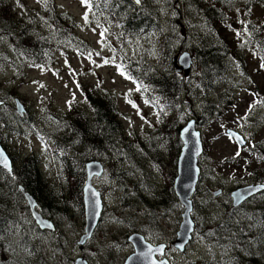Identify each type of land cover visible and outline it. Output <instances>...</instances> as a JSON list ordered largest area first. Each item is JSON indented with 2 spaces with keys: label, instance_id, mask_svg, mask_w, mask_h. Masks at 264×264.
Wrapping results in <instances>:
<instances>
[{
  "label": "rangeland",
  "instance_id": "1",
  "mask_svg": "<svg viewBox=\"0 0 264 264\" xmlns=\"http://www.w3.org/2000/svg\"><path fill=\"white\" fill-rule=\"evenodd\" d=\"M26 2L29 10L35 8H37L36 12L41 10L34 1L26 0ZM15 5L22 8L23 2L18 1ZM56 6L74 16L76 20L74 22H79L81 25L78 37L99 53L90 56L76 54L72 49L63 47L64 43L55 38L64 50L54 57L55 63L51 67L55 71L33 65H22L24 70L0 65V98L4 102L3 111L12 119L11 124H2V127L6 128L0 130V135L4 145L15 158L16 166L20 164L21 158L35 153L43 160L44 175L50 181L55 178L59 166L50 157L46 158V143L51 142L56 136L59 115L67 110L69 101L73 100L74 96H78L83 103L79 84L81 83L87 91L102 87L103 95L117 96L119 110L125 116L122 121L124 128L122 145L129 147V151L134 148L136 153L135 156L129 155L128 152L113 156L110 161L103 164L105 169L103 176L93 182L103 193L105 204V211L93 240L81 250L77 242L84 232L83 217L76 219L72 225L66 218L56 219V215L53 220L58 227L56 236L49 232L40 234L36 232V237L33 235L31 237L38 246L39 254H43V261L46 264H73L79 258L86 259L89 264H125L127 258L134 253L129 243L134 233L142 234L153 244L162 240H166L165 242L176 240L180 210L175 195L174 201L170 203L171 206L151 208L153 204L157 205L161 202L159 195L166 194L170 189L167 188L173 172L174 141H170V150L165 146L164 141L157 139L155 127L159 124V117L164 114L159 115L156 109L144 105L133 106L132 101H136L140 95L134 84L101 61L105 58L103 50L109 52L103 47L100 39V30L104 27L101 23L105 18L102 17L97 21L95 14L89 15L86 16L87 20H92L94 23H87L83 9L76 0H56ZM240 10L238 5H234L228 12V16L232 17L229 24H233L235 28L238 27L237 15ZM252 12L254 17L264 22V6L255 5L252 7ZM29 14L35 13L25 11V15ZM34 19L38 29L45 30L46 33L53 31V25L49 24L46 14H35ZM111 30L112 28L109 27L110 34L113 35ZM159 47L158 41L145 40L129 43L126 51L129 56L143 55L147 61L164 67L162 62L167 60V57L161 53L156 54L155 49ZM9 48V43L4 42L0 53ZM237 54L241 57L232 59V62L239 73L237 77L239 89L233 86L229 91H225L226 95L221 90L210 89L212 93L209 98L213 95L214 99L209 101V105L205 108L203 104L206 102H202L203 96L199 95L200 87L192 86L189 78L179 98V104L166 109L167 112H174L175 116L169 119L177 120L182 128L193 119L196 121L195 115L200 119L197 121L199 123L203 119L206 120L199 126L206 147V153L200 159L203 176L199 192L193 199L196 206L195 216L201 226L211 229L209 236L217 226L215 223L220 222L223 217L225 198L207 195L206 187L216 188L220 183L231 185L233 179L237 177L253 180L260 174L264 175V70L257 55H254L255 52L246 45H243ZM145 59L143 58L142 61ZM14 88L17 89L16 94L20 97L16 95L14 97L11 92ZM17 99L23 101L27 110L26 117L21 118L17 115ZM35 127L42 130L41 134L35 132ZM229 129L236 130L246 139L248 138L245 147L247 150L241 149L228 138ZM137 140H141L142 145L137 144ZM160 156L163 157L162 163L165 169L163 166L161 169L155 160ZM118 166H123L122 169L131 172L130 176L126 173L122 179L120 178L121 185L120 181L112 182L110 177L113 169ZM114 171L118 173L119 169ZM142 200L147 201L148 205ZM23 206L24 208L20 209L15 207L13 216L18 219L20 214V217L27 219L29 224L33 225L29 205L25 202ZM13 233L15 236L11 239L5 238L6 245L1 247L3 250L0 249V261L8 260L9 258L6 257L8 255L16 256L19 249L21 251V247L17 249L21 242L20 233L18 230ZM30 234H32L31 230ZM200 235L201 233L197 234L187 254L170 255L171 264L197 262L198 258L193 247L202 248L207 244V240H201ZM208 240L211 238L209 237ZM23 255L21 259L29 258L32 259L30 264L37 263L35 261L37 256L31 255L27 249L23 251Z\"/></svg>",
  "mask_w": 264,
  "mask_h": 264
},
{
  "label": "trees",
  "instance_id": "2",
  "mask_svg": "<svg viewBox=\"0 0 264 264\" xmlns=\"http://www.w3.org/2000/svg\"><path fill=\"white\" fill-rule=\"evenodd\" d=\"M36 2L45 7L53 31L46 33L45 30L38 29L37 23L31 19V16L26 18L19 15L13 8L15 6L5 7L0 11V43L3 45V42H7L10 48L0 53V65L21 70L24 63L45 66L54 62L52 55L57 49L55 38L65 35L64 38H70L73 44L79 40L75 39L76 36L73 34L75 28L73 18L66 13H60L54 0H36ZM234 3L235 0H183L179 5L170 6L168 14L171 15L168 18L161 17L158 13L153 14L152 8L158 7L152 4H145L142 8L134 6L138 9L137 14L133 12L131 1L124 5L121 0H88L87 4L82 5L89 10V13L95 14V17L104 14L108 22L112 21L111 31L119 27L117 32L119 39L148 37L163 29L164 35L168 38L180 36L181 33L177 34L179 30L185 32L175 42L165 39V44L169 45L172 51L169 58L162 62L164 67L156 65L154 70L150 64L141 61L133 63L131 58L121 57L118 60L119 72L135 82L146 102L156 107L162 106L165 114L167 108L178 105V100L187 84L185 80H189V78L184 80L183 76L178 75L173 65L174 53H177L182 46L192 51L197 61L195 73L198 72L197 75L190 77L192 79L190 82H200L206 90L226 91L228 80H232L230 60L236 58L230 47L234 41H241L255 52L254 55H257L260 65L264 64V22L252 15V7L264 6V0L239 1L241 10L237 15V28L229 24L232 17L228 16ZM156 6L159 4L157 3ZM183 36L186 39H182ZM71 47L77 49L75 45ZM261 68L264 70V67ZM16 90L14 88L11 91L14 97L19 96ZM96 94L97 89L88 90L86 94L90 101L88 108L79 112L77 109H71L67 115L60 118L56 136L47 144L51 160L59 166L55 178L48 181L42 174L40 159L36 155H28L23 161L21 160L14 168L15 176L0 169V249L6 245L5 238L11 239L15 236L13 232L17 230L21 241L17 247V249L21 247V251L19 249L16 256H6L9 259L0 261V264H24L25 261L26 264H30L32 259H21L26 249L31 255L37 256L36 264H46L43 261V254H39L38 246L31 237V235L36 237V232L40 234L42 231L34 224H29L27 219L20 217V214L18 219L12 215L15 207L24 208L25 201L24 194L20 191L21 187L36 199L41 214L51 218L56 215V219L66 218L72 225L76 219L79 220L84 216L83 190L87 179L86 165L94 161L106 163L113 156H117L118 146L123 143L124 135L122 115L114 97ZM169 118L171 117L166 115V119L155 129L157 139L164 141L168 149L171 150L170 141H174L173 172L167 188L170 189L166 194L159 195L161 202L157 205L153 204L151 208L169 206L174 201L173 182L176 177L178 157L176 155L182 148L179 139L182 128L177 120ZM11 122L12 119L1 107L0 130L6 128L2 127L3 123L11 124ZM0 141L3 143L1 135ZM136 143L141 144L139 140ZM155 160L162 169L163 157L160 156ZM142 201L148 205L147 201Z\"/></svg>",
  "mask_w": 264,
  "mask_h": 264
},
{
  "label": "water",
  "instance_id": "3",
  "mask_svg": "<svg viewBox=\"0 0 264 264\" xmlns=\"http://www.w3.org/2000/svg\"><path fill=\"white\" fill-rule=\"evenodd\" d=\"M179 61L180 66L177 65L178 62L176 59V66L179 73L184 70L185 75H189L193 68V60L190 54L186 53L180 58ZM17 104L18 113L23 115V105H21L19 102H17ZM229 132L230 136L236 139L241 147L245 146V142L239 134L233 131ZM181 140L183 142V148L178 160V175L175 180L174 190L180 204L183 206L184 213L182 215L183 221L180 232L177 234L175 247L181 251H184L185 247L192 240V234L194 233L195 228V224L191 218L193 212L192 197L196 193L197 186L200 181L201 171L199 167V158L203 155L204 149L201 133L196 130L194 122L189 123L188 126L182 130ZM1 151L3 150L0 145V166L12 174L11 163L4 151ZM103 171L104 168L100 163H91L87 165L88 182L84 188L86 235L80 242L81 246H83L86 241L92 237L104 210L101 196L92 185V180L95 177H101ZM262 190L263 188L258 186L245 187L233 193V198L235 203L242 202L257 195ZM21 191L27 200L32 217L36 221L37 225L42 230L54 231V226L51 225L50 222L46 221L36 210L38 207L36 200L26 193L24 189L21 188ZM129 242L133 245L135 253L127 259L125 264H169L168 261L159 262L156 260V255L164 254L165 250L163 246L154 248L151 244L147 243L145 238L141 235L132 236L129 239ZM75 264L87 263L85 260L79 259L75 262Z\"/></svg>",
  "mask_w": 264,
  "mask_h": 264
},
{
  "label": "flooded vegetation",
  "instance_id": "4",
  "mask_svg": "<svg viewBox=\"0 0 264 264\" xmlns=\"http://www.w3.org/2000/svg\"><path fill=\"white\" fill-rule=\"evenodd\" d=\"M195 119L196 125H200L199 122H197L199 119L197 115H195ZM231 140L236 143L235 140ZM246 140H248V138ZM243 149H245V147ZM202 176L203 175L201 173V178ZM263 176L260 174L253 180H246L245 178L241 179L237 177L233 179V183L231 185H223L220 183L216 188L207 186V195L215 198H225V203L223 204V217L220 222L215 223L217 226H215L213 233L209 236L208 234H210L211 229H208L207 226H201V223L196 218V206L193 199L194 211L192 214V220L195 224V230L192 235L191 242L185 247L184 251H181L175 247L176 240L172 241L173 239L168 242H165L166 240H162L159 241V243L154 244L146 240L154 248L160 246L164 247V254L157 255L156 259L160 262L168 261V263L171 264L170 255H177L178 253L180 255L187 254L191 243L195 240L197 234L201 233V240H207V244H205L202 248L193 247L198 258V261L193 264H264V187H262L263 190L258 195L250 197L245 201L235 203L233 198V193L242 188L249 186H264ZM200 184L201 182L199 183V186ZM198 192L199 187L197 188L196 194H198ZM238 208L239 210H237ZM179 210L180 221L178 231L176 233V239L182 224L183 207L180 204ZM134 235L138 234L134 233ZM209 237L211 240H208ZM92 240L93 239L81 247V250H84ZM132 249L134 250L133 247Z\"/></svg>",
  "mask_w": 264,
  "mask_h": 264
},
{
  "label": "bare ground",
  "instance_id": "5",
  "mask_svg": "<svg viewBox=\"0 0 264 264\" xmlns=\"http://www.w3.org/2000/svg\"><path fill=\"white\" fill-rule=\"evenodd\" d=\"M156 19V18H155ZM31 33V32H30ZM124 36V35H123ZM5 63V62H4ZM15 163V162H14ZM17 167V166H16ZM42 169V168H41ZM41 171V170H40ZM15 173V172H14ZM43 174V173H42ZM15 176V175H14ZM10 178V177H9ZM7 181V180H6ZM14 182V181H13ZM19 182V181H18ZM16 183V182H15ZM11 184V183H10ZM13 184V183H12ZM2 185V184H1ZM9 185V184H8ZM254 185V184H253ZM9 186H11V185H9ZM7 187V186H6ZM18 187V186H17ZM12 188V187H11ZM19 189V188H18ZM7 191V190H6ZM12 191H14V190H12ZM15 193V192H14ZM22 195V194H21ZM262 195V194H261ZM259 198V197H258ZM23 199V198H22ZM8 200H9V198H8ZM10 202V201H9ZM13 202V201H12ZM8 203V202H7ZM10 205H12V204H10ZM10 207V206H9ZM9 209V208H8ZM10 209H12V208H10ZM242 209H244V208H242ZM246 209V208H245ZM13 210V209H12ZM237 210H239V208L237 209ZM13 213H14V211H12ZM236 212V211H235ZM244 212V211H243ZM242 213V212H241ZM263 213V212H262ZM7 214V213H6ZM259 214V213H258ZM13 215V214H12ZM234 215V214H233ZM235 216V215H234ZM259 216V215H258ZM262 216V215H261ZM13 217V216H12ZM11 217V218H12ZM239 217V216H238ZM240 217H242V216H240ZM8 219V218H7ZM234 219V218H233ZM258 220V219H257ZM261 221V220H260ZM257 223H259V222H257ZM264 228V227H263ZM232 229H233V227H232ZM234 230V229H233ZM231 233V232H230ZM232 234V233H231ZM225 238V237H224ZM234 243V242H233ZM4 244V243H3ZM222 245H224V244H222ZM1 246H2V244H1ZM5 247V246H4ZM234 247V246H233ZM2 250H3V248H1ZM3 254H4V252H3ZM220 259V258H219Z\"/></svg>",
  "mask_w": 264,
  "mask_h": 264
},
{
  "label": "snow or ice",
  "instance_id": "6",
  "mask_svg": "<svg viewBox=\"0 0 264 264\" xmlns=\"http://www.w3.org/2000/svg\"><path fill=\"white\" fill-rule=\"evenodd\" d=\"M137 2H139V0H137ZM82 3L87 4L88 3V0H82ZM85 20H87V17H85ZM101 35H103V33H101ZM105 62L107 63V61H105ZM261 67H264V64H262ZM41 87H43V85H41ZM237 155H239V152L237 153ZM261 187H264V186H261Z\"/></svg>",
  "mask_w": 264,
  "mask_h": 264
}]
</instances>
